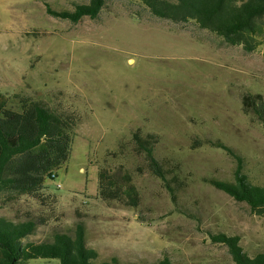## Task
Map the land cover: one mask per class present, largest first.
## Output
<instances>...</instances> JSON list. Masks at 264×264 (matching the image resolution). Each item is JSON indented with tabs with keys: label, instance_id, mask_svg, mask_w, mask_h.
Listing matches in <instances>:
<instances>
[{
	"label": "rangeland",
	"instance_id": "rangeland-1",
	"mask_svg": "<svg viewBox=\"0 0 264 264\" xmlns=\"http://www.w3.org/2000/svg\"><path fill=\"white\" fill-rule=\"evenodd\" d=\"M88 2L0 0V95L13 109L26 95L82 116L69 161L46 181L57 203L1 196L0 216L45 219L26 239L34 242L74 236L83 221L100 259L122 264H235L210 232L240 236L250 254L264 250V218L207 181H233L237 166L210 141L233 148L250 181L264 185V127L242 111L246 94L264 96V41L247 52L194 21L160 19L139 0H107L97 19L79 23L47 11ZM137 129L159 135L158 159L179 164L176 200L161 180L136 172L141 158L121 156L111 161L132 172L141 206L97 199L98 163Z\"/></svg>",
	"mask_w": 264,
	"mask_h": 264
},
{
	"label": "trees",
	"instance_id": "trees-1",
	"mask_svg": "<svg viewBox=\"0 0 264 264\" xmlns=\"http://www.w3.org/2000/svg\"><path fill=\"white\" fill-rule=\"evenodd\" d=\"M150 12L176 24L194 21L201 29L222 38L231 46H242L254 52L264 41V0H139ZM108 7L107 0H89L77 3L73 11H56L47 5L54 17L79 23L83 18L97 19ZM18 108L10 107V99L0 95V197L17 202L29 198L47 207L57 203L55 196L47 195L46 181L69 161L82 116L76 110L61 105L50 106L45 101L26 95H17ZM243 113L264 127V96L246 94ZM160 137L137 129L128 142H120L117 151L108 152L98 163L97 199L138 209L142 196L132 172L113 160L141 158L138 174L149 173L161 180L174 200L178 198L180 166L172 159L160 160L156 148ZM224 149L237 163L233 181L208 179V183L225 192L234 200L246 203L251 211L264 218V185L250 181L244 173L242 156L222 142H210ZM112 160V161H111ZM77 216L81 218L78 212ZM45 219L28 218L15 221L0 216V264H27L35 259H56L61 264H122L114 257L101 260L100 252L88 245L86 226L76 224L75 235L57 231L53 240L34 242L32 236ZM211 241L228 248L235 264H264V250L246 252L241 237L225 233H209ZM162 264H170L168 259Z\"/></svg>",
	"mask_w": 264,
	"mask_h": 264
},
{
	"label": "built area",
	"instance_id": "built-area-1",
	"mask_svg": "<svg viewBox=\"0 0 264 264\" xmlns=\"http://www.w3.org/2000/svg\"><path fill=\"white\" fill-rule=\"evenodd\" d=\"M51 178H52V179L57 178V172H54V173L51 175ZM58 188H60V185H58Z\"/></svg>",
	"mask_w": 264,
	"mask_h": 264
}]
</instances>
